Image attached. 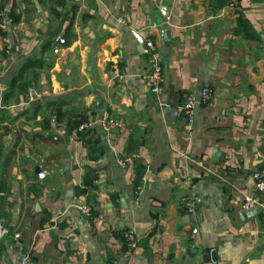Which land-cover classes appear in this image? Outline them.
<instances>
[{
    "label": "crops",
    "instance_id": "1",
    "mask_svg": "<svg viewBox=\"0 0 264 264\" xmlns=\"http://www.w3.org/2000/svg\"><path fill=\"white\" fill-rule=\"evenodd\" d=\"M4 4L18 20L0 21V91L41 63L0 104V264H19L21 252L27 264H264V209L238 212L251 171L264 170V0L234 11L225 0ZM203 85L212 98L188 122L176 106ZM57 103L117 127L66 133ZM183 195L199 198L196 218Z\"/></svg>",
    "mask_w": 264,
    "mask_h": 264
},
{
    "label": "built area",
    "instance_id": "2",
    "mask_svg": "<svg viewBox=\"0 0 264 264\" xmlns=\"http://www.w3.org/2000/svg\"><path fill=\"white\" fill-rule=\"evenodd\" d=\"M225 6L229 10L234 11L239 6V0H225ZM55 41L58 45L64 44V39L60 36L55 37ZM4 49L7 50L8 47L5 46ZM145 49L146 53L150 56L151 59L150 72L151 77L153 79V85L151 86L150 90L157 95L160 92L158 84L161 72L158 63L155 62V47L150 40H147L145 42ZM51 51L53 53H57L59 51L58 46L53 47ZM212 94V88H210L208 85H203L202 87H200L198 97H195L190 93L183 94L180 99V102L176 106L178 107L177 110L186 118L188 122H190L192 119V112L195 105L208 104L212 98ZM92 123L98 124V126L105 131L115 129L118 124L114 119L110 118L108 114L104 113L100 118H97L95 121L89 120L86 121V123L79 125L76 131H82L86 128L87 125H91ZM249 176H251L252 188L251 190H248L247 192L243 193L238 209V212H243L247 216L257 213V211L260 209H264V170L253 169ZM179 200L184 212L193 219L196 218L197 202L199 201V198L197 196L192 195H183L180 197ZM80 210L83 214L88 215L89 208L87 206H81ZM3 231H5V229H3ZM191 231L196 232L195 229H192ZM12 236L15 241L19 237L17 233H13ZM125 238L126 245L128 247H133L135 244L133 235L131 233H127ZM28 260V255L26 253L21 252L19 256V264H27Z\"/></svg>",
    "mask_w": 264,
    "mask_h": 264
},
{
    "label": "trees",
    "instance_id": "3",
    "mask_svg": "<svg viewBox=\"0 0 264 264\" xmlns=\"http://www.w3.org/2000/svg\"><path fill=\"white\" fill-rule=\"evenodd\" d=\"M59 1V0H57ZM6 2V0H0V21H2V18L6 17L9 19V21L13 24L16 23L18 20V15L15 14L14 12V8L12 7L9 11H5L4 9V3ZM241 27L243 26V24L241 23L240 25ZM246 27V26H245ZM2 34V32H1ZM65 39H64V44H65ZM5 50V49H4ZM3 51V50H2ZM4 53V51H3ZM40 61L39 59H35L31 62H28L27 64H24L23 66H21L15 73L14 76L8 81L5 89L1 92L0 91V104H5L7 103V101L13 97V91L14 88H18L21 90H25V88L27 87L28 83H26L23 80V73L26 72L28 70L29 67L32 68V66H39L40 65ZM23 80V81H22ZM58 105L52 109L55 113V117L57 121H61L64 124L65 127V131L66 133H68L69 131L78 128L79 125L86 123L87 121V115H83V114H71V113H66L63 112L62 110H60L59 108V103H57ZM0 121H4V118L1 117ZM5 129V128H4ZM7 131V129H5ZM3 185L0 182V193H3ZM1 199V198H0ZM3 200H0V206L3 204L2 203ZM124 244H126V239L124 241Z\"/></svg>",
    "mask_w": 264,
    "mask_h": 264
},
{
    "label": "water",
    "instance_id": "4",
    "mask_svg": "<svg viewBox=\"0 0 264 264\" xmlns=\"http://www.w3.org/2000/svg\"><path fill=\"white\" fill-rule=\"evenodd\" d=\"M163 13H164V11H163ZM159 32L164 36L163 28L160 29ZM131 34H132V32H131ZM133 36H135L137 38V42H138L139 46H142L143 40H142L141 36H137L134 34H133ZM143 51H144V49H143ZM95 109L100 113H103L106 110L101 98H97L96 104H95ZM217 157H218V151H217V149H214L213 153H212V159L217 160L216 159ZM34 170L37 174L39 173L38 171H40V170L38 169V165L35 166ZM4 225H5V219L0 217V237H1L2 231L4 229V227H3ZM8 230H11V228H8Z\"/></svg>",
    "mask_w": 264,
    "mask_h": 264
}]
</instances>
